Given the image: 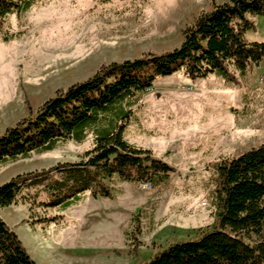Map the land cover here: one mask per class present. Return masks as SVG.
I'll list each match as a JSON object with an SVG mask.
<instances>
[{
    "label": "rangeland",
    "instance_id": "obj_1",
    "mask_svg": "<svg viewBox=\"0 0 264 264\" xmlns=\"http://www.w3.org/2000/svg\"><path fill=\"white\" fill-rule=\"evenodd\" d=\"M228 0H33L7 17L0 33V135L34 114L58 89L104 64L160 55L182 43L198 15ZM248 42H264V17H249ZM264 59L238 79L191 80L182 71L137 94L124 139L148 149L175 172L145 182L111 179L110 198L85 193L57 222L30 225L27 204L0 207V218L37 264H145L169 245L218 228L214 166L264 143ZM93 146L57 143L0 165V185L17 174L77 162ZM43 214V210H37Z\"/></svg>",
    "mask_w": 264,
    "mask_h": 264
},
{
    "label": "trees",
    "instance_id": "obj_2",
    "mask_svg": "<svg viewBox=\"0 0 264 264\" xmlns=\"http://www.w3.org/2000/svg\"><path fill=\"white\" fill-rule=\"evenodd\" d=\"M33 0H0V33L9 15L27 10ZM249 17H264V0H228L203 12L182 32L172 51L146 53L134 60L101 65L88 79L43 101L34 114L0 135V165L52 150L57 143L83 141L93 146L77 162L17 174L0 185V207L27 204L30 225L57 222L48 209H65L85 193L110 198L111 179L163 183L175 169L124 139L137 94L178 71L191 79L219 76L240 85L239 77L264 59V42H248ZM218 228L192 241L177 242L145 264H264V143L214 166ZM38 209L43 210L39 214ZM0 264H37L18 236L0 218Z\"/></svg>",
    "mask_w": 264,
    "mask_h": 264
},
{
    "label": "built area",
    "instance_id": "obj_3",
    "mask_svg": "<svg viewBox=\"0 0 264 264\" xmlns=\"http://www.w3.org/2000/svg\"><path fill=\"white\" fill-rule=\"evenodd\" d=\"M259 82H261V83L264 82V72H263V74L261 75V77L259 78ZM145 186H146V187H150V184H149V183H146Z\"/></svg>",
    "mask_w": 264,
    "mask_h": 264
}]
</instances>
